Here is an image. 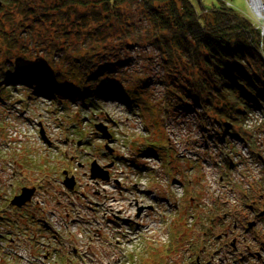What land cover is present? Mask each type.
I'll use <instances>...</instances> for the list:
<instances>
[{
	"label": "rangeland",
	"instance_id": "374dc122",
	"mask_svg": "<svg viewBox=\"0 0 264 264\" xmlns=\"http://www.w3.org/2000/svg\"><path fill=\"white\" fill-rule=\"evenodd\" d=\"M206 1L209 3L211 0ZM228 4L254 19L256 26L264 32V18L259 16L255 7L253 8L251 0H231ZM41 10L49 12V17H54V20L44 22V26L36 28L34 32L37 35L42 30L40 36L46 38L42 47H35V51L41 56L36 62L46 61L48 56L52 55L57 68L62 72H69V54H76L73 50L76 44L69 49V33L64 32L69 30V21L68 25H65L59 12L53 13L52 9L43 8ZM23 16L24 14L17 13L15 19L22 20ZM135 18L140 25H144L137 19L138 16ZM9 24L11 20L6 18L3 28L10 30ZM14 33L11 32L12 35ZM65 47L68 49L64 50ZM131 55L133 63L123 68L120 74L128 72L125 74L129 79L126 82L129 86H135L138 82L131 80V76L134 79L140 77L146 80V84H143L148 85L145 97L153 108L130 107L117 99H98L92 106L84 105L81 100L64 103L65 100L56 96L44 95L35 90L31 92L29 88L17 82L15 85L0 88V96L4 98L0 99V141L10 138L16 145H21L20 154L10 157L17 162L11 169L12 173L3 176L0 174V192L38 185L42 192L43 189H50L53 199L66 201L67 188L62 184L63 172L69 171L68 175H75L77 181L74 188L76 192H69V207L65 205L54 209V204L48 196L46 201H40L37 205H0V215L10 216L3 223L6 225L3 236L10 239V248L3 253L0 243V264H30L31 261L32 264H43L45 261L51 264H163L161 253L171 233L174 236L187 234L191 227H178L184 226L183 223L187 225L196 221L201 215L209 217V214L202 212L200 208L203 194L197 184V173L188 174L184 169L182 174L185 175L181 180L187 182V185L184 184V207L181 211L185 210V215L183 218L176 215L173 224L168 225L174 219L175 211L169 212V208L161 202V198L165 197L162 179L167 176L162 174L161 177H151L147 168L151 158L138 154H142L141 149L146 148L145 152L153 150L152 153L156 155H165L164 150L154 147L153 144L163 143L166 134L163 122L169 111L175 108L176 104L172 103L177 99L167 98L165 94V80L170 78L159 64L157 49L151 45L138 46L132 50ZM194 110L195 108H190L188 117H195V123L198 112ZM254 115L255 117H250L249 133L251 141L257 147L250 148L255 156L259 154L264 159V111L257 109ZM204 120L211 126L215 125L209 117ZM232 121L233 124L237 123L236 120H228ZM98 122L105 123L114 138L107 141L96 133L94 124ZM174 122L178 124L177 121ZM41 127L45 130L51 146L41 138ZM190 130L198 134L197 128ZM216 130L222 135L226 134L225 128L216 126ZM168 135L173 138L176 136L174 131ZM106 145L111 151L105 148ZM134 152L137 156H134ZM2 154L5 160L4 153ZM113 155L121 161L111 159L110 156ZM94 159L101 164L113 162L111 172L116 174L124 189H118L111 183L103 184L104 186L94 184L90 179V163ZM129 160L141 165L143 171L130 167ZM4 165L5 163L0 162V167ZM241 172L249 174L235 173L238 178L232 176L230 186L235 187L238 184L244 189L242 186L252 184L249 188L252 195H255V191L264 197V182L260 180L264 178V168L260 169L257 177V165L244 168ZM147 184L152 188V192L157 191L161 197L153 198L152 192L148 193L145 189ZM134 185H138L137 188ZM70 196L79 204L77 209L75 205L71 206ZM244 196H239L240 200ZM88 207H95L96 210H89ZM159 211L166 215L168 222L160 223ZM30 212H33L34 217L30 216ZM135 219L142 225L133 223ZM200 231L202 233L203 228ZM61 233L68 235L63 244ZM196 235L197 227L195 234L192 230L190 236ZM170 239L173 242L172 236ZM180 245L184 254L186 252L185 262L189 264L188 254L192 258L195 256L193 252L196 244L187 240ZM17 249L23 250L28 259L19 257L15 252ZM46 251H51L55 254L54 257L42 256Z\"/></svg>",
	"mask_w": 264,
	"mask_h": 264
},
{
	"label": "trees",
	"instance_id": "16d2710c",
	"mask_svg": "<svg viewBox=\"0 0 264 264\" xmlns=\"http://www.w3.org/2000/svg\"><path fill=\"white\" fill-rule=\"evenodd\" d=\"M230 1L0 0V88L17 82L64 103L92 106L98 99H117L153 108L145 97L146 80L131 76L138 82L129 86L128 72L120 74L133 63V49L151 45L170 78L165 94L176 97L172 104L202 107L203 115L231 129L229 119L241 124L251 107H264V35ZM42 8L59 12L65 25L69 21L67 46L76 44L69 72L60 71L52 55L36 62L41 56L35 47L46 38L42 30L34 32L54 20ZM17 13L24 14L22 20L15 19ZM6 18L10 30L3 28Z\"/></svg>",
	"mask_w": 264,
	"mask_h": 264
},
{
	"label": "flooded vegetation",
	"instance_id": "af4514ba",
	"mask_svg": "<svg viewBox=\"0 0 264 264\" xmlns=\"http://www.w3.org/2000/svg\"><path fill=\"white\" fill-rule=\"evenodd\" d=\"M49 190L43 189L42 192V189L37 188L38 203L46 201V196H48L54 204V209L65 205L69 207V194L66 196V201H60L53 199ZM69 192L74 193L76 190L73 189ZM253 192L255 195L250 193L245 201L242 200L237 205L238 211L233 213V216L224 214L222 217L212 216L202 223L200 218L196 221L192 220L194 222L187 225L183 223L184 226L178 228L191 227L190 230L187 234L184 233L181 236H174L171 233L173 242L170 236L161 253L162 263L186 264V252L184 254L180 244L186 243L188 240L196 244L193 252L195 256L192 258L188 254L189 264H264V197L256 194L255 191ZM183 195L184 193L179 194L168 190L166 207L169 208V212L175 211L174 219L168 223L169 226L175 221L176 215L182 218L185 215V210L181 211V208L184 207ZM70 201L72 207L74 205L79 206L73 196H70ZM161 202L164 205V198H161ZM88 209L96 210L95 207H88ZM31 215L33 216V212H30ZM166 218V215L162 212L159 217L160 223L168 222ZM132 222L137 226L142 225L136 219ZM196 227L198 228V235L190 236L192 230L195 234ZM201 228H203L202 233ZM54 255L51 251H48L46 257L52 258Z\"/></svg>",
	"mask_w": 264,
	"mask_h": 264
},
{
	"label": "built area",
	"instance_id": "2783aa9c",
	"mask_svg": "<svg viewBox=\"0 0 264 264\" xmlns=\"http://www.w3.org/2000/svg\"><path fill=\"white\" fill-rule=\"evenodd\" d=\"M251 5L253 6V8L255 7L252 0H251ZM188 119H189V121L182 122L181 125L184 126V127L188 126L187 128H196L197 125L192 122L191 118L188 117ZM173 144L179 150L180 155H182L184 157H187L189 159L196 160V161H199L201 159V157H202L201 153H203L205 151V147H203L202 144H201L200 137L198 135H196V134L195 135H191V133L189 131H185L183 134H181V135H179L177 137H174ZM206 144L209 145V143H206ZM211 144H213V142H211ZM238 145H241V144L238 143ZM1 146H4V148L2 149ZM20 146H21L20 144L16 145V143L10 138L9 139H4V140H2L0 142V149H2L5 152H6V150H9L11 148L19 149ZM238 148H239V151H240L241 147H238ZM213 154L216 156L218 154V150L214 149ZM241 154L244 157H249L248 149L243 150ZM236 159H237L236 157L233 158L232 162H235L234 160H236ZM215 163H216V165L220 164L218 159L215 160ZM203 166H204V169H205V166H207L206 169H207L208 178L209 179L212 178V177L214 178L215 176H213V174H212V172H211V170L209 168V165L206 164V163H203ZM10 170H11V164H8L7 165V171H10ZM171 190L175 191V192H177L179 194L182 193V191H181L182 187L180 186V184H175L173 186V188H171ZM7 192L10 193L9 190ZM5 197H7V194H5ZM38 201H39V195H38V197L35 198V202L37 204H38ZM3 229L4 228L1 227V230H3ZM7 243L5 244L6 247L4 249V252L8 248H10L9 244H7ZM15 252L17 254H19V257H22L24 260L28 259V257L25 256V252L23 250L17 249V250H15ZM45 262L43 264H50L49 262H46V263ZM24 264H25V262H24ZM30 264H32V261L30 262Z\"/></svg>",
	"mask_w": 264,
	"mask_h": 264
},
{
	"label": "water",
	"instance_id": "95a60500",
	"mask_svg": "<svg viewBox=\"0 0 264 264\" xmlns=\"http://www.w3.org/2000/svg\"><path fill=\"white\" fill-rule=\"evenodd\" d=\"M95 128L97 130V132L101 133L102 138L106 139L107 141L111 140V133L108 130V126L103 123V122H98L95 124ZM41 133V137L42 139L50 144V141L48 139V137L46 136L45 130L43 128H41L40 130ZM106 148L111 151V148H109L108 145H106ZM112 166V164L108 165V167ZM90 172H91V178L95 179V178H99L102 180H108L109 179V171L105 170L103 167H101L98 162L96 160H94L91 163V168H90ZM65 176V180H64V184L66 185V187H68L69 189H73L75 187V179L74 176H67V172L64 171ZM35 187H23L22 191L20 194L16 195L13 200L11 201L12 205H15L17 207H22L24 206L27 202L30 201L32 195L35 192Z\"/></svg>",
	"mask_w": 264,
	"mask_h": 264
},
{
	"label": "bare ground",
	"instance_id": "6f19581e",
	"mask_svg": "<svg viewBox=\"0 0 264 264\" xmlns=\"http://www.w3.org/2000/svg\"><path fill=\"white\" fill-rule=\"evenodd\" d=\"M252 1H253V3H254L255 8L258 10V11H257L258 14H259L261 17L264 18V1H263V0H252ZM196 108H197V107H196ZM176 112H177V114H179V115H187V116H188V114H190L189 111H186V110H184V109H177ZM211 134H213V133H211ZM214 135H215V134H214ZM225 135H226V134H225ZM199 137L201 138L200 134H199ZM222 138L225 139L224 136H222ZM142 155L145 156V152H144ZM228 174H229V175H228L229 178L232 177V171H230ZM230 181H231V180H230Z\"/></svg>",
	"mask_w": 264,
	"mask_h": 264
}]
</instances>
